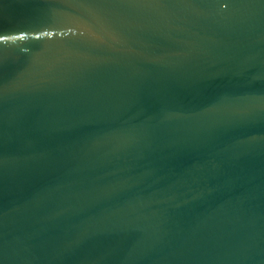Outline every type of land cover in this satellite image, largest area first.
I'll return each mask as SVG.
<instances>
[{
	"label": "water",
	"instance_id": "95a60500",
	"mask_svg": "<svg viewBox=\"0 0 264 264\" xmlns=\"http://www.w3.org/2000/svg\"><path fill=\"white\" fill-rule=\"evenodd\" d=\"M0 264H264V0H0Z\"/></svg>",
	"mask_w": 264,
	"mask_h": 264
}]
</instances>
